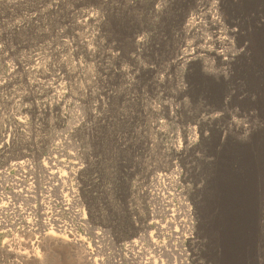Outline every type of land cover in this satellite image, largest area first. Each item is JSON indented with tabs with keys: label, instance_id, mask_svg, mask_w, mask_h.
<instances>
[{
	"label": "rangeland",
	"instance_id": "rangeland-1",
	"mask_svg": "<svg viewBox=\"0 0 264 264\" xmlns=\"http://www.w3.org/2000/svg\"><path fill=\"white\" fill-rule=\"evenodd\" d=\"M26 156L117 240L163 195L202 264H264V0H0V167Z\"/></svg>",
	"mask_w": 264,
	"mask_h": 264
},
{
	"label": "bare ground",
	"instance_id": "bare-ground-1",
	"mask_svg": "<svg viewBox=\"0 0 264 264\" xmlns=\"http://www.w3.org/2000/svg\"><path fill=\"white\" fill-rule=\"evenodd\" d=\"M50 176L33 157L0 167V262L8 257L13 264H35L45 240L60 239L62 245H78L85 264H202L188 203L177 209L162 205L165 197L158 195L161 203L149 209L144 230L117 240L86 218L78 191L56 195Z\"/></svg>",
	"mask_w": 264,
	"mask_h": 264
}]
</instances>
